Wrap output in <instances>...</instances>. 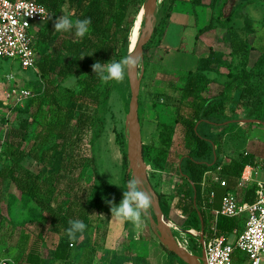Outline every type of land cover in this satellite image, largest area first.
Returning a JSON list of instances; mask_svg holds the SVG:
<instances>
[{"label": "trees", "instance_id": "1", "mask_svg": "<svg viewBox=\"0 0 264 264\" xmlns=\"http://www.w3.org/2000/svg\"><path fill=\"white\" fill-rule=\"evenodd\" d=\"M36 1L50 11V17L39 25L35 36L38 54L41 53L37 70L43 89L20 110L23 119L10 130V139L0 154V180L13 184L20 195L44 212L50 228L61 234L53 244L55 263L71 264L77 259L81 264H94L100 231L95 214L99 218L102 213L111 216V206L107 201L118 205L132 177L125 172L121 182H112L100 172L95 148L103 137L115 81L103 83L95 76L92 65L95 62L103 64L110 60L119 61L129 55L130 36L136 21L130 12L144 0ZM256 2L264 0H240L228 16L219 18L221 25L227 27L235 17L240 16L251 31L252 23L242 11ZM65 13L73 20L90 17L92 23L89 34L80 39L73 33L55 32V19ZM168 16L169 11L166 18ZM165 23L166 20L159 24L151 43L144 47L146 64L151 58L149 52L152 45L159 46L163 40ZM201 33L200 29L199 35ZM232 45L233 54L241 56L243 64L240 71L228 74V80L218 94L206 95L211 81L203 79L198 71H189L182 94L175 101L176 120L182 126L188 148V153L181 157V168H178L181 183L176 187L175 208L186 215L197 230H201L198 210L207 226L204 211L199 205L203 176L222 163L218 155L221 144L206 133V126L232 121L239 111L259 110L264 103V50L251 63V52L255 48L248 40L232 39ZM70 80L76 83L69 88L65 82ZM258 115L263 117L257 119L264 121V113L259 112ZM164 128L161 154L173 142L174 135L173 131ZM143 147L146 159L148 152L146 146ZM162 159L163 156L154 159L159 168L163 167ZM254 160V155L242 154L222 166V170L229 175L240 176L246 166L254 165ZM5 162L9 164L5 165ZM123 164L128 165L125 151ZM88 169L92 170L94 181H98L105 189L103 195L96 194L93 184H84L83 177ZM194 187L199 209L194 202ZM158 196L164 213L169 216L171 205L162 194ZM247 196L248 202H253L256 198L255 188H251ZM77 219L87 227L75 241H70L66 235L68 222ZM238 226L244 228L245 217L234 219L221 215L216 222L217 235H227ZM15 227L11 224L8 228L11 236ZM38 235L42 240L44 230ZM22 237L26 244L29 235L23 232ZM41 249L40 243L34 242L26 252V262L43 264ZM164 249L173 258H178L167 248ZM131 257L113 252L110 260L111 264H123L132 259L138 264L144 261L140 254Z\"/></svg>", "mask_w": 264, "mask_h": 264}, {"label": "rangeland", "instance_id": "2", "mask_svg": "<svg viewBox=\"0 0 264 264\" xmlns=\"http://www.w3.org/2000/svg\"><path fill=\"white\" fill-rule=\"evenodd\" d=\"M239 1L165 0L154 29L155 32L159 24L166 20L163 40L159 46L154 44L150 48L149 63H140L145 67V73L139 95V114L143 142L148 152L146 162L149 166V180L156 193L162 194L174 209L177 201L176 187L181 183L178 168H181V157L188 153L182 126L176 120L175 101L182 94L189 71H198L203 79L213 82L212 92H218L228 80V74L240 71L243 64L242 57L233 54L232 39L243 42L248 40L255 48L251 52L254 59L264 50V2L251 4L242 11L252 23L251 31L245 19L240 16L235 17L227 27L221 25L219 18L228 16ZM144 3L145 0L130 12L136 19L130 41L137 29ZM168 11L169 16L166 18ZM200 29L202 33L199 35ZM42 89L43 82L37 69L26 70L18 63L0 57V154L10 139L11 128L18 126L23 119L20 110ZM25 91L30 92L27 97ZM130 99V84L125 73L122 82H114L103 137L95 148L100 172L112 182H121L125 172H128L129 164H123V151L128 150L127 116ZM259 112L264 113V103L259 110L239 111L232 121L221 126H207L206 130L222 143L218 154L223 160L242 155L243 151L254 152L258 161L255 177L264 179V124L252 121L241 125L240 122L263 117L258 115ZM164 127L173 131L174 135L173 142L161 154ZM159 156H163L162 168L154 162ZM83 182L86 186L93 184L97 195L104 194L105 189L98 181H94L91 169L86 170ZM95 217L100 231L94 264H105L113 252L131 258L140 254L144 261L139 264H186L180 258H173L164 249L148 216H142L144 225L140 229L130 222H119L109 215L99 218L96 213ZM170 218L178 226L171 227L176 240L190 242V250L201 257L203 246L200 230L195 229L179 213L171 212ZM11 224L16 226L12 236L8 231ZM41 230L45 232L42 240L38 237ZM23 232L29 235L26 244L23 242ZM56 233L48 225L44 212L31 200L20 195L13 184L0 180V262L4 260L11 264H26L27 250L34 242H39L44 260L54 264L52 249L54 242L59 239ZM237 237L236 233L230 234L229 242L234 244ZM123 264L138 262L132 259Z\"/></svg>", "mask_w": 264, "mask_h": 264}, {"label": "built area", "instance_id": "3", "mask_svg": "<svg viewBox=\"0 0 264 264\" xmlns=\"http://www.w3.org/2000/svg\"><path fill=\"white\" fill-rule=\"evenodd\" d=\"M49 17L50 11L36 0H0V57L26 70L37 69L39 54L35 36L39 25ZM29 94L25 91L26 97ZM246 180L243 176L240 186ZM256 185L253 202L240 201L232 192L224 197L216 217H245V226L235 232L238 237L234 244L226 235H217L215 224L210 226L204 237L207 264H264V180L257 181ZM180 244L193 253L190 242Z\"/></svg>", "mask_w": 264, "mask_h": 264}, {"label": "water", "instance_id": "4", "mask_svg": "<svg viewBox=\"0 0 264 264\" xmlns=\"http://www.w3.org/2000/svg\"><path fill=\"white\" fill-rule=\"evenodd\" d=\"M163 0H145L143 5V18L141 21L142 29L138 36L137 42L134 47H130L129 55H138L140 61L144 62V47L147 45L154 32L157 15L161 8ZM141 69V71H139ZM131 91V99L129 105V113L127 116V127H128V173L131 177L136 176L141 181V189L146 193L150 194L152 203L149 211L145 214L150 219V224L160 240L163 247L167 248L170 252L174 253L186 264H207L206 254L204 249V235H205V223L201 212L199 211L201 218V230H200V241L203 246L202 256L199 257L191 253L189 250L184 248L176 240L171 225L173 222L164 213L159 196L156 193L152 183L149 180L148 168L146 159L144 157V142L142 137V124L140 121L139 114V95L142 85L143 76L145 73V67L139 66L134 71H126ZM142 174V175H141ZM196 199V196H195Z\"/></svg>", "mask_w": 264, "mask_h": 264}, {"label": "clouds", "instance_id": "5", "mask_svg": "<svg viewBox=\"0 0 264 264\" xmlns=\"http://www.w3.org/2000/svg\"><path fill=\"white\" fill-rule=\"evenodd\" d=\"M92 20L90 17L73 20L68 14H62L54 21V30L58 33H73L75 37L83 39L89 34ZM92 55V54H90ZM83 58V56L81 57ZM138 55H128L119 61L110 60L107 63L95 62L92 71L103 83L110 81L122 82L126 71H134L140 66ZM75 80L65 82L66 87H73ZM112 174V173H111ZM113 175V174H112ZM141 181L133 176L127 182V188L123 191V198L118 205L113 201H107L111 206V216L119 222H130L135 228L140 229L144 225L142 216L149 210L152 198L150 194L140 187ZM66 235L70 241H75L78 234H83L87 225L81 220H70Z\"/></svg>", "mask_w": 264, "mask_h": 264}, {"label": "crops", "instance_id": "6", "mask_svg": "<svg viewBox=\"0 0 264 264\" xmlns=\"http://www.w3.org/2000/svg\"><path fill=\"white\" fill-rule=\"evenodd\" d=\"M251 56H252V53H251ZM259 56L256 57L255 59L250 57L251 63H254L259 58ZM252 59L254 61H252ZM212 84H213V82L210 83L209 91L206 92V95H209V96L210 95H216L224 88V86H223L218 92L213 93L211 90L213 87ZM252 121H255L256 122L255 124H260V123L264 124V121L259 120V119H255V120L245 119V120H241L240 122L242 123L241 125H247L248 123H251ZM228 122H230V121H228ZM226 123L227 122H225L224 124H226ZM214 125H217V124H214ZM214 125H208V126H214ZM221 125H223V124H221ZM221 125H218V126H221ZM205 130H206V128H205ZM206 133L211 134L210 131H207V130H206ZM211 135L213 136V134H211ZM213 139H214V141H217V140H215L214 136H213ZM217 142L221 144V148L218 149L219 150L218 153H220V151L222 149V143L219 141H217ZM242 154H252V155H254L255 160H254V165L253 166L252 165L246 166L244 171L241 173L240 176H232V175H229V174L223 172L222 166L229 164L230 162H232V160L234 158H237L241 155L231 157L228 161H226V160L221 159L219 154H218L219 159L222 160V163H220L217 166V168L208 170L203 176V179L201 182V195H200L199 205L203 209L205 217L207 219V226L205 227L206 233H205L204 237L206 235H208L209 227L214 225V224L216 225L218 217L221 216V215H219L218 217H216V212L221 209L223 199L227 193H229V192L235 193L240 201L248 202V200H247L248 196L247 195H248L249 190L251 188H255V197H256V187H257L256 183H257V181L264 180V179H259V178L255 177V170L258 168V161H257L256 154L254 152H249V151H243ZM243 176H245L247 178V180L245 181L243 186H240V182H241ZM194 190H195L194 202H195L196 207L199 209V207L197 205V196H196V188L195 187H194ZM195 196H196V199H195ZM171 212L179 213L187 219V216L184 215L180 210H178L176 208L170 209L169 216H168L169 218H170ZM198 212H199V210H198ZM106 215L107 214L102 213L101 217L106 216ZM201 215H202V213H201ZM229 218H231V217H229ZM237 218H239V217H237ZM170 220H171V218H170ZM172 226L178 228V226L175 223H173L171 225V227ZM241 229L242 228L240 226H238V227L234 228L232 232L228 233L226 235L228 240H229L230 234L235 233L236 231H239ZM216 230H217V228H216ZM55 232H57V231H55ZM56 234L60 238L61 234L59 232H57ZM179 244H180V242H179ZM41 251H42V249H41ZM52 261L54 262V260H52ZM2 262H4V260L1 261L0 264ZM8 264H11V263H8ZM26 264H28V263L26 262ZM43 264H50V263L47 260H44ZM54 264H57V263L54 262ZM71 264H81V263H78L77 259H74V261H72ZM103 264H104V262H103ZM105 264H111V260H109V261L106 260Z\"/></svg>", "mask_w": 264, "mask_h": 264}, {"label": "bare ground", "instance_id": "7", "mask_svg": "<svg viewBox=\"0 0 264 264\" xmlns=\"http://www.w3.org/2000/svg\"><path fill=\"white\" fill-rule=\"evenodd\" d=\"M164 1H165V0H163L162 3H163ZM142 18H143V12H142V14H141V17H140V20H139V22H138L137 29H136V31H135V33H134V36L132 37V39H131V41H130V47H131V48L135 46V44H136V42H137V39H138V36H139V34H140V31H141V29H142V25H141ZM141 175H142V174H141Z\"/></svg>", "mask_w": 264, "mask_h": 264}]
</instances>
